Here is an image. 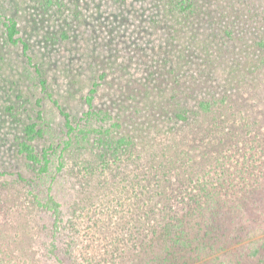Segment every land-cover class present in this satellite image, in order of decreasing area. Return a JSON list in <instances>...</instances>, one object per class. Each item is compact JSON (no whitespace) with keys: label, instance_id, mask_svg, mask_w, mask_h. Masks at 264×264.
<instances>
[{"label":"rangeland","instance_id":"1","mask_svg":"<svg viewBox=\"0 0 264 264\" xmlns=\"http://www.w3.org/2000/svg\"><path fill=\"white\" fill-rule=\"evenodd\" d=\"M199 1L0 0V264H264V0ZM182 214L210 227L176 258Z\"/></svg>","mask_w":264,"mask_h":264},{"label":"trees","instance_id":"2","mask_svg":"<svg viewBox=\"0 0 264 264\" xmlns=\"http://www.w3.org/2000/svg\"><path fill=\"white\" fill-rule=\"evenodd\" d=\"M187 2V3H186ZM185 3H179V10H185L188 6L191 7V12L194 13L195 8L200 6V1L199 0H186ZM176 3V2H173ZM175 8H177L175 6ZM178 9V8H177ZM8 38L16 43L17 39L14 38L15 34L18 32L17 26L15 23H12L10 26H8ZM38 70L42 71V69L39 67ZM41 84L43 87V90L46 92V94L50 97L53 98V95L51 92H49V84L47 79L43 78L41 79ZM95 89H92V92H94ZM54 103L58 106L59 102L54 99ZM92 100L93 97L90 96L88 97V103L90 104V107H92ZM202 108H204V110H209L212 106V102L211 101H202L201 103ZM62 113L65 115L66 118V125L68 128V133H71L72 131H74V126L72 124V121L70 119V114L67 111H64L62 109ZM103 114V113H102ZM89 115H92L93 118H97V119H102L103 117H105L107 115V113H105L104 115H101V111H92L89 113ZM108 116V115H107ZM26 130V134L28 139H33L34 135L37 133V129H36V124L35 123H31L28 124L25 128ZM21 151L26 155L27 159L29 161L35 162V163H40L42 160L44 161V166L42 167V170H48L49 169V163L50 160L47 158V155L43 156V158H41L35 151V148L33 147V145L31 143H29L27 140H25L24 142H22L21 144ZM262 192L264 193V187L262 188ZM263 203H264V198H263ZM46 208H48V210L52 211L53 214L55 215V219H56V227H55V231L53 232V236L55 237V239L57 238V235L59 233V224L58 221L60 220V215H61V204L53 197L50 196L46 202H44L43 204ZM255 207V206H254ZM186 216V217H185ZM178 215V217H173L172 221L168 222V223H164V225H162L161 231L158 233L160 235V237H155V241H158V239L160 238H164L165 240H167V249L170 250V254L172 255V257H178V258H183V254H180V252H184V254L187 253H191V252H196L199 249V244H204L205 242H207V240H205V238L207 237V231L206 229L208 227H210L208 224H205V226H207V228L202 227V225H200L195 231H193L192 229H187L186 228V224L187 222V217L189 216L188 214L186 215ZM209 222V221H208ZM252 222H254V227L252 225H248L249 227L253 228V231L255 233H260L263 232V228H264V208L263 211H258V215H257V219H252ZM210 223V222H209ZM213 223V221L211 220V224ZM222 223H216V227L218 226V230H222L224 232H229L228 229V224L226 223V219H222ZM213 225V224H212ZM260 226V227H258ZM156 233V232H155ZM211 233V231H210ZM263 240V239H261ZM169 241H171V243H169ZM173 241V242H172ZM256 241H260V240H254L253 243L255 244ZM228 241L225 242V244H227ZM181 243V248L179 247V249L175 246H178L177 244ZM229 247V246H228ZM57 249V244L52 243L51 247L49 248V251L51 254H55V250ZM200 253V252H199ZM198 253V254H199ZM180 254V255H178ZM259 254V248L254 247V245L252 244V248L250 251H248V255L251 256H256ZM190 256V255H189ZM237 256V255H235ZM237 258V257H236ZM162 264H176L171 258L168 257H164Z\"/></svg>","mask_w":264,"mask_h":264}]
</instances>
